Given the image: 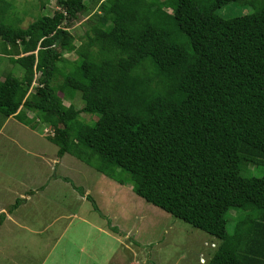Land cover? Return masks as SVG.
I'll return each mask as SVG.
<instances>
[{"label": "trees", "instance_id": "obj_1", "mask_svg": "<svg viewBox=\"0 0 264 264\" xmlns=\"http://www.w3.org/2000/svg\"><path fill=\"white\" fill-rule=\"evenodd\" d=\"M230 2L252 10L218 14ZM57 5L22 26L13 3L0 0V57L23 70L0 77V116L48 125L59 156L131 184L211 235L218 244L205 264H264V0ZM95 6L76 43L68 27Z\"/></svg>", "mask_w": 264, "mask_h": 264}, {"label": "rangeland", "instance_id": "obj_2", "mask_svg": "<svg viewBox=\"0 0 264 264\" xmlns=\"http://www.w3.org/2000/svg\"><path fill=\"white\" fill-rule=\"evenodd\" d=\"M9 1L22 26L58 9L57 0ZM95 8L68 27L76 43L86 21L95 19ZM251 10L230 2L217 12L228 18ZM164 14L171 19L172 10L164 8ZM7 73L21 77L23 70L0 57L1 79ZM36 77L38 73L32 85ZM75 93L73 101L80 106L83 102ZM63 102L68 105L71 100ZM81 118L101 132L107 129L96 115L81 113ZM41 126L7 122L0 131V204L3 201L6 212L12 209L0 222V264L206 263L218 244L211 235L146 201L131 184H121L69 153L59 156L44 132L45 127L52 135L53 129ZM234 215L231 210L228 229Z\"/></svg>", "mask_w": 264, "mask_h": 264}, {"label": "crops", "instance_id": "obj_3", "mask_svg": "<svg viewBox=\"0 0 264 264\" xmlns=\"http://www.w3.org/2000/svg\"><path fill=\"white\" fill-rule=\"evenodd\" d=\"M1 117H2V116H1ZM2 118H3V117H2ZM15 120H17V119H16L15 117H13V116H8V117L5 118V119L3 118V123L0 124V131H1V128H2V130H3V128L6 127L7 122H9V123H10V122H13V124H16V125H21V124H22V126L24 125V126L29 127L28 125H26V124L20 122L19 120H18L19 123H16ZM2 133H3V132H2ZM6 137H9V136L5 134V138H6ZM2 200H3V199H2ZM2 203H3V201H2ZM2 203H1V204H2ZM1 204H0V214H1V215H4V217H5V216L10 217V215H9L8 213H10L12 210H11V211H8V210H9V209H8V210H7L8 213H7L6 210L4 209V207L1 206ZM5 213H6V214H5Z\"/></svg>", "mask_w": 264, "mask_h": 264}, {"label": "built area", "instance_id": "obj_4", "mask_svg": "<svg viewBox=\"0 0 264 264\" xmlns=\"http://www.w3.org/2000/svg\"><path fill=\"white\" fill-rule=\"evenodd\" d=\"M45 131H48L47 128H45ZM52 132V131H51Z\"/></svg>", "mask_w": 264, "mask_h": 264}]
</instances>
